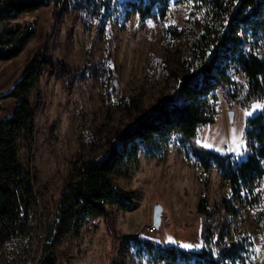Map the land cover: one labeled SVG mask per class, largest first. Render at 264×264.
Returning <instances> with one entry per match:
<instances>
[{
	"label": "rangeland",
	"instance_id": "1",
	"mask_svg": "<svg viewBox=\"0 0 264 264\" xmlns=\"http://www.w3.org/2000/svg\"><path fill=\"white\" fill-rule=\"evenodd\" d=\"M117 4L119 0H61L19 19L34 22L36 32L18 57L0 62V123L16 105L14 98L3 96L44 49L48 65L29 93L35 131L31 140L19 143L17 154L30 175L37 207L28 235L1 247L0 264H39L46 227L66 186L78 180L70 179L75 165L103 154L119 132L173 98L179 80L196 72L191 65L194 50L212 21L205 8L192 0H171L163 21L141 22L136 14L126 17ZM258 55L264 59L261 50ZM233 78L245 82L240 75ZM263 108L264 99L250 109L228 103L219 89L214 122L199 128L196 143L221 155L227 145L244 158L246 121ZM165 151L160 159L139 148L126 158L124 172L112 181L131 193L133 209L111 208L83 226L77 237H62L56 264H151L145 256L138 258L123 237L139 235L182 249L183 244L200 245L186 249L200 250L209 246L205 231L217 224L228 238L250 233L254 245L248 264H264V178L256 187L259 203H237L238 213L230 218L222 207L229 186L217 169L203 173L175 138ZM202 196L212 216L204 231L197 213ZM156 205L162 206L160 226L149 233Z\"/></svg>",
	"mask_w": 264,
	"mask_h": 264
},
{
	"label": "trees",
	"instance_id": "2",
	"mask_svg": "<svg viewBox=\"0 0 264 264\" xmlns=\"http://www.w3.org/2000/svg\"><path fill=\"white\" fill-rule=\"evenodd\" d=\"M171 0H119L126 17L163 21ZM183 3L189 0H173ZM205 8L212 21L206 26L194 50L192 66L196 72L179 80L173 98L137 118L119 132L103 154L74 167L60 197L53 221L46 227L39 264H56L57 247L62 237H77L83 226L104 217L109 209L131 211V193L112 181L124 172L126 158L141 148L147 157L164 158L166 145L175 138L187 157H193L203 173L215 167L227 183L230 196L222 200L225 213L234 218L237 203L248 207L259 203L257 184L264 178V108L246 121L244 158L232 162L196 143L201 126L213 124L215 104L221 89L228 103L244 109L264 99V0H192ZM61 2V0H0V62L18 57L35 35V23H21V16ZM171 30V29H169ZM172 31V30H171ZM175 37L179 34L172 32ZM194 62V64H193ZM196 63V64H195ZM48 65L45 50L37 52L11 92L16 105L0 123V249L20 236L28 235L30 220L37 207L30 175L17 158L18 145L32 139L36 115L29 93L40 71ZM240 75L241 82L233 78ZM127 147L124 149L123 147ZM32 212V215H31ZM202 231L211 220L205 196L197 205ZM68 235V236H66ZM209 243L200 250L176 245H161L139 235L123 239L151 264H248L254 240L240 231L228 238L224 227L215 225L203 235ZM1 256V255H0Z\"/></svg>",
	"mask_w": 264,
	"mask_h": 264
},
{
	"label": "built area",
	"instance_id": "3",
	"mask_svg": "<svg viewBox=\"0 0 264 264\" xmlns=\"http://www.w3.org/2000/svg\"><path fill=\"white\" fill-rule=\"evenodd\" d=\"M225 154H228L230 157V160L232 162H238L241 158L237 155L234 154V152L231 150V148L229 146H224L223 148ZM155 231V226H152L149 233H153Z\"/></svg>",
	"mask_w": 264,
	"mask_h": 264
},
{
	"label": "water",
	"instance_id": "4",
	"mask_svg": "<svg viewBox=\"0 0 264 264\" xmlns=\"http://www.w3.org/2000/svg\"><path fill=\"white\" fill-rule=\"evenodd\" d=\"M229 116L231 117V114ZM161 212H162V206L156 205L154 207L153 217H152L153 224L156 227L160 226V214H161Z\"/></svg>",
	"mask_w": 264,
	"mask_h": 264
},
{
	"label": "snow or ice",
	"instance_id": "5",
	"mask_svg": "<svg viewBox=\"0 0 264 264\" xmlns=\"http://www.w3.org/2000/svg\"><path fill=\"white\" fill-rule=\"evenodd\" d=\"M257 107V106H254ZM246 115H250L251 113H245ZM197 143H200L199 141ZM205 147H207V145H205ZM181 247L185 248V249H190L193 247H200V245H189V244H183L181 245Z\"/></svg>",
	"mask_w": 264,
	"mask_h": 264
}]
</instances>
